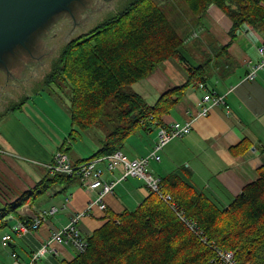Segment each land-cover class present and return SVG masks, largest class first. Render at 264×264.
Segmentation results:
<instances>
[{
  "label": "trees",
  "instance_id": "trees-1",
  "mask_svg": "<svg viewBox=\"0 0 264 264\" xmlns=\"http://www.w3.org/2000/svg\"><path fill=\"white\" fill-rule=\"evenodd\" d=\"M182 1L197 24L204 22L209 6L219 8L231 21V39L242 26L264 34V0ZM184 42L157 0H124L91 30L69 40L53 56L44 78V84H54L68 98L69 136L104 129L97 156L120 149L139 128L159 124L189 86L204 84L216 70L215 56L214 68L197 64L187 57ZM167 60L183 68L186 81L149 103L132 85ZM249 146L243 140L231 150L242 154ZM75 179L52 175L38 192ZM160 187L174 205L150 191L135 209L113 215L94 230L86 250L64 264H214L216 247L232 251L241 262L264 264V165L227 205L176 173L161 177Z\"/></svg>",
  "mask_w": 264,
  "mask_h": 264
},
{
  "label": "crops",
  "instance_id": "crops-1",
  "mask_svg": "<svg viewBox=\"0 0 264 264\" xmlns=\"http://www.w3.org/2000/svg\"><path fill=\"white\" fill-rule=\"evenodd\" d=\"M209 13V37L202 38L204 43L188 42L187 50L195 55L190 54L192 59L197 57V46L214 51L212 59L215 56L214 62L217 63L212 64L216 70L210 72L203 87L199 84L189 86L183 98L162 117L160 125L191 121L192 129L187 135L166 144L160 152V160H150L148 169L159 179L176 173L196 189L227 205L241 193L245 184L257 178L258 169L264 165V69L259 70L253 79L246 77L249 64L259 60L256 47L264 34L242 26L235 30V37L231 39V21L213 9ZM238 31L242 35L241 40L237 37ZM240 42H244V46L238 47ZM219 48L222 50L217 51ZM176 64L169 60L161 63L150 76L136 82L132 88L149 103H154L160 93L186 81L185 71ZM211 91L224 96L229 110L216 105L211 106L206 115H200L199 102L204 94ZM65 116L68 120V109ZM27 118L33 120L36 117L31 115ZM159 124L141 127L125 140L120 150L127 159H137L149 152ZM66 128L67 125L59 127L56 136L51 132L49 137L45 134L47 142L44 141L43 145L51 144V150L45 146L37 151L18 152L7 138H0V211L9 209L0 213V264L29 263L32 253L50 238L51 232L61 229L79 212L84 214L76 225L81 235L87 238L113 215L135 209L150 193L143 181L125 177L116 183L112 192L102 195L105 208L94 203L87 209V205L97 199L99 190L87 188L78 176H73L76 179L72 182H56L38 192L40 184L52 176L48 174L47 165L57 150L64 151L71 163L78 164L96 155L101 147L102 142L95 148L91 147V151H88L89 147L75 151L72 144L75 138L69 136ZM243 140L249 142V149L242 154H234L231 147ZM70 149L74 151L70 153ZM43 152L47 155H42ZM122 173L123 167L118 165L112 171L104 169L101 178L114 181ZM11 206L15 207V212ZM52 207L54 212H46ZM39 213H43L44 219L37 229H21ZM6 233L11 234V240L4 246L1 238ZM77 255L73 247L54 243L52 249L40 255L34 264H64Z\"/></svg>",
  "mask_w": 264,
  "mask_h": 264
},
{
  "label": "rangeland",
  "instance_id": "rangeland-1",
  "mask_svg": "<svg viewBox=\"0 0 264 264\" xmlns=\"http://www.w3.org/2000/svg\"><path fill=\"white\" fill-rule=\"evenodd\" d=\"M80 1L82 2L73 1L77 3L74 8L70 7L73 2L69 5L71 9H74L73 16L70 10L68 11L70 15L67 12L59 13L33 33L29 41L31 47L29 46L27 49V53L31 52L33 57L25 58L20 62L18 60L20 58L10 60L11 66L17 63V67H19L16 69V73L13 72V74L6 76L5 72L0 70V85L3 86L0 88L6 92L0 94V138H7L18 152L37 151L45 146L51 150L53 148L51 144L43 145L44 141L47 142L45 134L47 133L49 137L51 132L53 136H56L55 132L59 130V127L65 128L66 125V131H70L69 118L67 120V116H65L69 108L68 98L54 84H44V78L50 70V62L69 40L91 30L105 16L118 8L124 0ZM157 1L170 22L185 39L184 51H188L186 53L188 58L195 55L187 50V43H204L202 38L207 39L209 37L207 15L209 17L210 10L213 9L219 15H224L219 8L211 5L205 11L204 18L206 19L204 22L197 24V19L193 18L182 0ZM222 28L220 29L223 32L224 28ZM197 36L200 39H198L199 37L194 38ZM237 37L240 38L239 40L243 39L240 31L237 32ZM242 46H244V42H240L238 47ZM196 50L197 57L192 60L197 64L206 63V66L211 68L214 52H210L212 50L209 51V49H204V51L200 46H197ZM221 50L222 48H219L217 51ZM169 61L177 66L176 61ZM21 106L23 107L20 110ZM31 115H35L36 118L33 120L27 118ZM105 134L104 129L96 127L85 130L77 136L72 134L75 138L72 141L74 150L78 151L79 148L87 150L89 147L88 151H91V147L95 148L102 142ZM74 150L70 149L69 152L72 153ZM42 155L46 156L47 153L43 152ZM69 155L71 157V154ZM25 156L28 157V155ZM162 193L168 194L163 191Z\"/></svg>",
  "mask_w": 264,
  "mask_h": 264
},
{
  "label": "built area",
  "instance_id": "built-area-1",
  "mask_svg": "<svg viewBox=\"0 0 264 264\" xmlns=\"http://www.w3.org/2000/svg\"><path fill=\"white\" fill-rule=\"evenodd\" d=\"M259 60L254 64H249L246 77L253 79L259 70L264 69V36L261 38L257 46ZM199 86L203 87L200 83ZM201 106L200 115H206L211 106L223 105L225 109L229 110V104L224 99L223 95L215 92H208L202 96L199 102ZM192 129L191 121L178 122L173 121L168 125H158L156 129V138L151 147V150L146 156L137 159H127V157L120 151H115L112 154L98 156L94 159L86 160L81 164H72L69 156L62 150H57L51 162L47 165L48 174H66L69 176H78L80 181L89 189H98L99 195L95 201L87 205V209L94 203H98L100 208H105V203L102 202V195L113 191L116 183L125 177H134L143 181L150 191L159 193L160 196L167 201L170 205H174L172 198L169 194H163L160 187V179L149 172V161L160 160V152L166 144L175 138H180L187 135ZM122 165V176L114 181H105L101 178L103 170L112 171ZM55 208L52 207L46 212H54ZM84 214L79 212L74 214L70 221L61 229L51 232L50 238L34 253L31 255V261L27 264H34L37 258L49 249H52L54 243L62 244L65 246L73 247L77 253H82L86 250L87 240L83 237L76 225L77 220ZM181 218H183L181 216ZM44 219L43 213L37 214L32 222L27 226L23 225L22 230L26 228L37 229L42 220ZM190 227L195 231V225L190 223ZM11 240V234L6 233L2 236L1 242L4 246ZM214 264H249L237 260L234 253L230 250L215 248Z\"/></svg>",
  "mask_w": 264,
  "mask_h": 264
},
{
  "label": "water",
  "instance_id": "water-1",
  "mask_svg": "<svg viewBox=\"0 0 264 264\" xmlns=\"http://www.w3.org/2000/svg\"><path fill=\"white\" fill-rule=\"evenodd\" d=\"M73 1L0 0V70L6 76L17 72L10 70V60L20 57V51L29 48L33 33L59 13L70 10L73 16L74 9L71 8L77 4Z\"/></svg>",
  "mask_w": 264,
  "mask_h": 264
},
{
  "label": "flooded vegetation",
  "instance_id": "flooded-vegetation-1",
  "mask_svg": "<svg viewBox=\"0 0 264 264\" xmlns=\"http://www.w3.org/2000/svg\"><path fill=\"white\" fill-rule=\"evenodd\" d=\"M28 44H29L30 47H31V42H29ZM28 49H29V48H28ZM20 53H21L22 55H21L20 57H18V58H20V59H18L19 62H20L21 60L25 59V58H32V57H33V56H32V53H31V52H30V53H29V52L27 53V50H26V49L21 50ZM9 59H10V58H9ZM16 69H19V67H17V63H16V64H13L10 70H12V71H17ZM0 87H3V86L0 85ZM3 93H6V92H3V91L1 90V88H0V94L2 95ZM10 94H11V93H10ZM0 97H1V96H0Z\"/></svg>",
  "mask_w": 264,
  "mask_h": 264
},
{
  "label": "bare ground",
  "instance_id": "bare-ground-1",
  "mask_svg": "<svg viewBox=\"0 0 264 264\" xmlns=\"http://www.w3.org/2000/svg\"><path fill=\"white\" fill-rule=\"evenodd\" d=\"M143 124H144V122H143ZM155 124H156V123H155ZM155 124H154V125H155ZM152 125H153V124H152ZM116 151H120V152H122L120 149H118V150H116ZM114 152H115V151H114ZM114 152H113V153H114ZM122 153H123V152H122ZM111 154H112V153H111ZM123 154H124V153H123ZM104 155H108V154H104ZM104 155H102V156H104ZM96 157H98V155H97V156H93V157L90 158V159H94V158H96ZM90 159H89V160H90ZM154 194H155V193H154ZM157 196H158V195H157ZM165 203H166V202H165Z\"/></svg>",
  "mask_w": 264,
  "mask_h": 264
}]
</instances>
